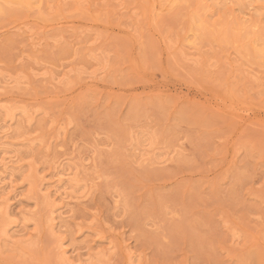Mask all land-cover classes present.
Returning a JSON list of instances; mask_svg holds the SVG:
<instances>
[{
  "label": "rangeland",
  "instance_id": "1",
  "mask_svg": "<svg viewBox=\"0 0 264 264\" xmlns=\"http://www.w3.org/2000/svg\"><path fill=\"white\" fill-rule=\"evenodd\" d=\"M0 264H264V0H0Z\"/></svg>",
  "mask_w": 264,
  "mask_h": 264
}]
</instances>
